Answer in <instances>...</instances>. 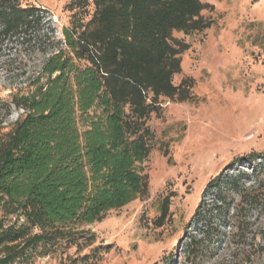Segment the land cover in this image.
<instances>
[{
    "label": "rangeland",
    "instance_id": "obj_1",
    "mask_svg": "<svg viewBox=\"0 0 264 264\" xmlns=\"http://www.w3.org/2000/svg\"><path fill=\"white\" fill-rule=\"evenodd\" d=\"M72 1L17 0L35 8L41 22L24 40L0 42L3 132L26 111L12 106L6 115L1 104L18 90L31 94L27 86L45 60L66 50L63 30L92 19V4L72 10ZM200 1L212 26L173 34L189 46L173 83L193 80V100L162 98L161 110L151 115L155 148L144 164L146 194L12 264H264V0ZM235 178L239 191L255 192L261 201L241 202V193L228 190L222 204L216 187ZM5 254L0 250V258Z\"/></svg>",
    "mask_w": 264,
    "mask_h": 264
},
{
    "label": "trees",
    "instance_id": "obj_2",
    "mask_svg": "<svg viewBox=\"0 0 264 264\" xmlns=\"http://www.w3.org/2000/svg\"><path fill=\"white\" fill-rule=\"evenodd\" d=\"M89 4L92 19L63 30L66 50L45 60L27 86L31 94L18 90L1 104L6 115L12 106L26 114L10 131L0 129V250L6 252L0 264L69 240L79 228L143 197L144 164L155 148L151 115L161 110L162 98L193 100V80L173 83L189 49L173 34L209 29L212 21L202 15L207 4L73 0L70 7ZM36 13L17 0H0V42L24 40L41 22ZM240 185L235 178L216 187L222 204L228 190L241 193V202L260 200L255 192L239 191ZM7 218L14 222L5 225Z\"/></svg>",
    "mask_w": 264,
    "mask_h": 264
}]
</instances>
